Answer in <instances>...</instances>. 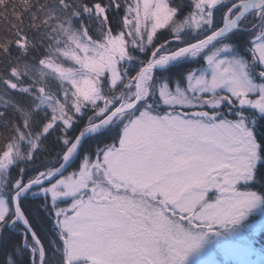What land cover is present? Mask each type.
Wrapping results in <instances>:
<instances>
[{
	"label": "snow or ice",
	"instance_id": "1",
	"mask_svg": "<svg viewBox=\"0 0 264 264\" xmlns=\"http://www.w3.org/2000/svg\"><path fill=\"white\" fill-rule=\"evenodd\" d=\"M0 264H264V0H0Z\"/></svg>",
	"mask_w": 264,
	"mask_h": 264
},
{
	"label": "rangeland",
	"instance_id": "2",
	"mask_svg": "<svg viewBox=\"0 0 264 264\" xmlns=\"http://www.w3.org/2000/svg\"><path fill=\"white\" fill-rule=\"evenodd\" d=\"M250 258L253 259V260H257V259H259V256L256 255V256H252V257H250Z\"/></svg>",
	"mask_w": 264,
	"mask_h": 264
}]
</instances>
